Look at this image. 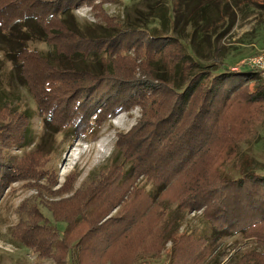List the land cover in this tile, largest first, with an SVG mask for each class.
Instances as JSON below:
<instances>
[{"label":"trees","instance_id":"trees-1","mask_svg":"<svg viewBox=\"0 0 264 264\" xmlns=\"http://www.w3.org/2000/svg\"><path fill=\"white\" fill-rule=\"evenodd\" d=\"M24 1L27 4L22 6H18L17 1L9 3V7H13L9 12L5 11L8 6L0 3V26L6 31L11 25L33 21L41 29L43 40L51 47L49 55L40 56L31 53L29 46L25 45L17 55L21 76L38 108L46 115L45 119L60 129L63 126L71 127L78 135L77 132L87 131L92 119L99 126L113 112L130 111L135 106H141L144 114L140 122L129 132L119 134L117 148L122 154L123 166L129 165L130 170H127L135 172L137 179L143 174L151 179L159 191L158 196L185 176L186 191L179 201L180 209L184 212L204 210L205 218L217 232L255 237L259 252L252 253L248 259H244L245 255L237 263L264 264V175L251 171L239 178L214 176L208 171L210 156L207 155L210 154L208 149L214 135L219 132L218 120L222 115L232 114V102L242 93H245L248 103L253 100L264 101V90L242 91L244 88L246 91L249 84L255 81L252 72L225 69L214 74L208 69L209 66L199 60L195 41L200 45L209 35H220L212 34L208 29H199L201 22L197 20L204 19L203 12L198 15L195 12L187 19L184 14L188 0H180L179 6L174 0H160L151 17L159 21V26L150 28L149 22L138 25L128 20L116 22L115 18L106 17L103 21L115 34L111 37H91L70 25L65 15L82 4L94 7L97 0ZM3 12L8 17L6 23L1 20L4 19ZM185 19L187 22L192 21H189L194 29L191 43L162 33V30H174L175 24ZM131 53H135V58ZM92 56L98 59L97 71L76 64L77 59L86 61ZM136 68L141 69L139 76L135 72ZM66 83L67 92H60L62 84ZM14 113V124L3 123L4 118H0L2 156L6 155V149L28 143L29 115L25 112ZM10 165L15 166L12 160H0V172L2 167ZM110 173L104 174H113L115 178V174ZM8 175L6 171L0 176L8 180ZM102 175L99 179L103 182L100 188L96 187V183L90 186V192L81 190L71 198L50 202V208L58 221L71 225L76 222L75 219L83 218L87 206L100 198L99 191L114 183L107 182ZM135 179L132 175V181H128L130 189H135ZM125 186L122 190H129ZM136 191L140 194L131 204L132 220L127 223V228L136 222L145 230L150 226L146 219L151 209L160 208L162 203H156L155 195ZM69 204L72 206L68 207ZM116 206H120V199L113 200V197L108 196L106 206L100 208L98 226L103 227L113 218L110 215ZM29 212L31 220L36 217V221L32 220L29 226L19 223L14 234L22 244L31 247L39 259L51 258L56 264H68L67 257L71 256L77 260L76 264H92V256L90 261L87 260V250L91 248L89 242L92 240L93 227L89 229V236L74 237L70 245L56 228L50 229L51 232L44 229L48 223L42 222V215V218L37 217L41 212ZM158 213L160 216L165 215L161 211ZM99 229L94 234H103ZM103 236L108 237L106 233ZM175 244V257L192 254L200 260L199 248L207 252L213 250L208 240L193 235L187 237L184 246L183 243L178 245L177 241ZM112 251L110 242L104 244L103 252L96 253V256L98 258L100 254L102 258H108L106 254ZM141 259V255L126 257L118 264H138ZM179 259L176 257L173 264H178ZM98 260L100 264L104 262ZM185 264L196 263L187 258Z\"/></svg>","mask_w":264,"mask_h":264},{"label":"rangeland","instance_id":"rangeland-1","mask_svg":"<svg viewBox=\"0 0 264 264\" xmlns=\"http://www.w3.org/2000/svg\"><path fill=\"white\" fill-rule=\"evenodd\" d=\"M12 1H17L18 6L27 4L24 0H0V3L8 6L6 12L13 9L8 5ZM179 1L174 0L176 6H179ZM159 2L160 0H97L94 7L82 4L66 14L65 18L84 35L111 37L115 31L107 28V23L103 21L106 17L115 18L116 22L128 20L138 25L149 22L150 28L159 26V21L151 18ZM188 2L184 14L187 19L195 12L196 15L203 12L204 19L197 20L201 22L199 29L211 30L212 34L220 33L218 36L209 35L200 45L195 41L199 60L209 66L208 69L214 74L226 70L252 72L254 74L251 76L255 81L249 84L246 91L245 88L242 91L264 90V0ZM20 10L21 8L18 11ZM6 12L2 15L4 19L1 18L3 23L8 20ZM179 21L174 30H162V33L191 43L194 31L189 22L191 20ZM12 26L6 31L0 26V118H4L3 123L14 124V111L27 113L29 138L26 145L13 146L5 150L6 155L0 154V160H12L15 164L2 167L0 172V175L9 172L8 180L7 177L0 176V264H56L51 258L39 259L31 247L16 239L14 233L19 223L29 226L32 220L36 221V217L31 220L29 210L37 214L41 212L37 217L42 215L44 218L41 217V221L53 227L45 225L44 229L51 232L50 229L56 228L70 245L74 237L89 236V229L93 227L92 240L89 242L91 248L87 250V260L90 261L92 256V264H100L98 258L104 260L101 264H118L126 257L133 258L137 255L143 258L138 264H173L176 257L180 258L178 264H185L187 258L196 264H238L237 261L245 255L244 259H248L252 253L259 252L255 237H247L242 233L217 232L205 218L204 210L184 212L180 209L179 201L186 191L185 176L158 196L159 191L151 179L145 174L137 179L135 172L129 171V165L123 166V157L117 148L119 134L129 132L140 122L144 114L141 106H135L130 111L113 112L99 126L92 119L87 131L77 132L78 135L71 127L63 126L60 129L47 121L46 115L42 114L25 85L17 55L25 45L29 46L31 53L40 56L49 55L51 47L43 40L41 29L33 21ZM131 55L135 58V53ZM76 64L96 71L99 69L98 59L93 56L86 61L77 59ZM139 71L141 69H135L138 76ZM66 86L67 83L62 84L59 91L66 93ZM248 101L245 100V93L240 94L231 104V116L225 114L218 120L219 132L214 135L208 149L210 154H207L210 156L208 171L214 176L239 178L243 173L251 171L264 175V101ZM6 105L9 107L5 108ZM106 172L114 173L115 178L111 173L110 176L104 174ZM101 175L107 182L114 183L99 191L100 198L87 206L83 218L75 219L76 222L71 225L58 221L50 208V202L71 198L77 191L90 192V186L93 187L96 183V187L100 188L103 183L99 180ZM132 175L136 177V190L155 195L156 203H162L160 208L151 209L146 219L150 226L145 230L136 222L127 228V223L132 220L131 204L137 199V194H140L135 189H130L128 181ZM125 184L129 190H122ZM108 196L113 197V200L120 199V206L112 211L110 216L113 218L105 224L106 227L98 226L100 208L106 206ZM156 211L165 215L160 216ZM85 219L89 222H85ZM99 227L108 237L97 232L94 234ZM191 235L204 238L212 244L210 255L201 247V257L195 255L200 260L192 254L186 257L174 256L175 241L184 246L187 237ZM110 242L113 251L106 254L108 258H102L100 254L97 258L96 253L103 252L104 244ZM73 258L67 257L68 264H76L77 260ZM81 258L84 262L83 256Z\"/></svg>","mask_w":264,"mask_h":264}]
</instances>
